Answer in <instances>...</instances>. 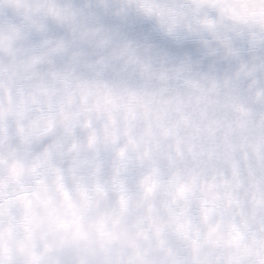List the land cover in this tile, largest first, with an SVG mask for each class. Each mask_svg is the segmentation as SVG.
<instances>
[{"label": "clouds", "instance_id": "clouds-1", "mask_svg": "<svg viewBox=\"0 0 264 264\" xmlns=\"http://www.w3.org/2000/svg\"><path fill=\"white\" fill-rule=\"evenodd\" d=\"M0 264H264V0H0Z\"/></svg>", "mask_w": 264, "mask_h": 264}]
</instances>
